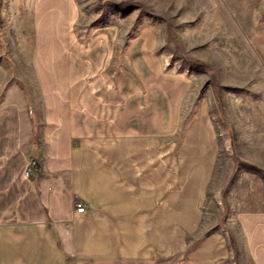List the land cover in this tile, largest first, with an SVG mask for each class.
<instances>
[{"label":"crops","instance_id":"0c3cea01","mask_svg":"<svg viewBox=\"0 0 264 264\" xmlns=\"http://www.w3.org/2000/svg\"><path fill=\"white\" fill-rule=\"evenodd\" d=\"M15 3L0 264H264V66L216 93L161 50L151 10L82 27L74 0Z\"/></svg>","mask_w":264,"mask_h":264},{"label":"rangeland","instance_id":"374dc122","mask_svg":"<svg viewBox=\"0 0 264 264\" xmlns=\"http://www.w3.org/2000/svg\"><path fill=\"white\" fill-rule=\"evenodd\" d=\"M79 11L78 26L96 23L99 17L120 11L129 27L136 16L153 11L160 32V46L170 52L171 60L191 73L215 92L222 83L241 82L244 72L256 74L264 66V0H74ZM15 0H0V14L11 16ZM233 16V26L226 16ZM198 19L197 21H182ZM1 25V24H0ZM234 31L236 38L211 37L219 32ZM251 37L249 51L246 43ZM239 34V35H238ZM227 36V35H226ZM11 39L7 48L12 46ZM10 43V45H9ZM243 66L247 71H244ZM234 94V93H232Z\"/></svg>","mask_w":264,"mask_h":264},{"label":"built area","instance_id":"2783aa9c","mask_svg":"<svg viewBox=\"0 0 264 264\" xmlns=\"http://www.w3.org/2000/svg\"><path fill=\"white\" fill-rule=\"evenodd\" d=\"M35 163H36L35 161H32V162L26 164V169H25V174L26 175L30 174L32 165L35 164ZM83 210H84L83 204L80 201L76 202V211L77 212H82Z\"/></svg>","mask_w":264,"mask_h":264}]
</instances>
